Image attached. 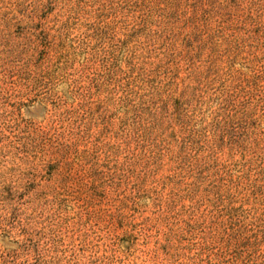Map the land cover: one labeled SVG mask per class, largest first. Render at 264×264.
<instances>
[{
	"label": "rangeland",
	"instance_id": "1",
	"mask_svg": "<svg viewBox=\"0 0 264 264\" xmlns=\"http://www.w3.org/2000/svg\"><path fill=\"white\" fill-rule=\"evenodd\" d=\"M0 264H264V0H0Z\"/></svg>",
	"mask_w": 264,
	"mask_h": 264
}]
</instances>
